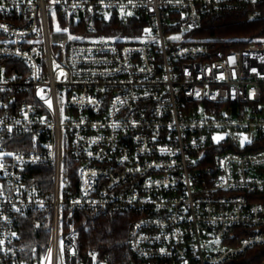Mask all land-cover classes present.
<instances>
[{
    "label": "built area",
    "instance_id": "built-area-1",
    "mask_svg": "<svg viewBox=\"0 0 264 264\" xmlns=\"http://www.w3.org/2000/svg\"><path fill=\"white\" fill-rule=\"evenodd\" d=\"M263 3L0 0V264H107L79 257L78 212L133 216L125 264H230L264 246V43L223 54L192 36ZM135 21L137 36L107 31ZM25 137L32 151H14ZM38 165L50 191L26 183ZM25 215L50 231L32 262Z\"/></svg>",
    "mask_w": 264,
    "mask_h": 264
},
{
    "label": "trees",
    "instance_id": "trees-1",
    "mask_svg": "<svg viewBox=\"0 0 264 264\" xmlns=\"http://www.w3.org/2000/svg\"><path fill=\"white\" fill-rule=\"evenodd\" d=\"M260 11L257 18L251 13ZM141 26L135 23L116 22L108 26L110 33L135 35ZM194 38L205 41L217 53L239 52L254 43H264V3L256 7L247 6L230 12L211 14L204 17L201 26L192 33ZM14 151L31 152V137L17 138L12 142ZM26 183L37 190L50 191L53 170L49 165H38L27 169ZM264 204V195L256 198ZM133 216L130 214L100 216L91 218L85 212H78L74 218V231L79 257L95 252L107 264H125L132 255L129 237ZM18 245L22 258L32 262L44 253L50 242L49 225L41 216H21L17 224ZM230 264H264V246L248 251Z\"/></svg>",
    "mask_w": 264,
    "mask_h": 264
},
{
    "label": "snow or ice",
    "instance_id": "snow-or-ice-1",
    "mask_svg": "<svg viewBox=\"0 0 264 264\" xmlns=\"http://www.w3.org/2000/svg\"><path fill=\"white\" fill-rule=\"evenodd\" d=\"M253 2H255V0H253ZM0 10H3V6H2V4H0ZM129 15H131V13H128ZM4 26L3 25H0V28H3ZM57 31H60V29L58 28L57 29ZM64 31H66V29L64 30ZM150 30H148V29H145V32H149ZM170 39H173V40H179L180 39V37L179 36H174V37H170ZM64 73L63 72H61V75H63ZM41 92H43V89H41ZM197 95H199V94H197ZM89 99V102L91 103L92 101H91V98H88ZM47 103L49 104V107H51V102L50 101H47ZM25 115H27V114H25ZM9 131H11V129H9ZM224 139V136H221V135H217V136H214L213 137V140L215 141V142H219V141H221V140H223ZM246 141H248V138L247 137H243L242 139H241V141H240V143H241V146H243L244 145V143L246 142ZM249 143H250V141H248ZM8 155H11V153H9ZM89 155H91V153H89ZM17 211H19V209H16ZM5 219H7V218H5ZM13 236H15L16 234L15 233H13L12 234ZM3 244V241L2 240H0V245H2ZM62 251H63V249H62ZM161 251H163V250H161ZM50 255V254H49Z\"/></svg>",
    "mask_w": 264,
    "mask_h": 264
},
{
    "label": "rangeland",
    "instance_id": "rangeland-1",
    "mask_svg": "<svg viewBox=\"0 0 264 264\" xmlns=\"http://www.w3.org/2000/svg\"><path fill=\"white\" fill-rule=\"evenodd\" d=\"M100 35L105 36V35L103 34V32H101Z\"/></svg>",
    "mask_w": 264,
    "mask_h": 264
}]
</instances>
